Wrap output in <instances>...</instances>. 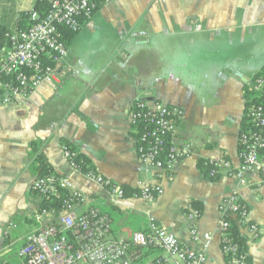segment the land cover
<instances>
[{
	"label": "crops",
	"instance_id": "1",
	"mask_svg": "<svg viewBox=\"0 0 264 264\" xmlns=\"http://www.w3.org/2000/svg\"><path fill=\"white\" fill-rule=\"evenodd\" d=\"M35 1L0 0L1 23L14 28L18 14L31 11ZM174 2L178 10L172 15L156 21L151 15L148 23L118 27L113 34L94 27L95 13L89 23L95 29L88 31L87 24L78 32L56 80L43 83L25 102L0 105V264H23L15 248L34 229L32 216L42 205L32 190L38 154L56 176H71L76 189L110 212L119 238L130 240L154 218L182 245L207 247L208 264H231L221 250V206L235 197L261 234L255 240L244 237L249 264H264L263 176L251 172L245 185L222 175L211 181L198 166L220 158L235 167L242 164L238 139L246 97L264 70V0ZM3 55L0 50V60ZM138 100L178 106L184 113L174 140L191 144L194 153L169 171L147 168L139 159L138 131L128 119ZM63 142L85 156L97 174L127 191L126 199L112 205L107 190L74 173ZM143 185L164 194L153 202L127 196ZM193 201L203 213L191 219Z\"/></svg>",
	"mask_w": 264,
	"mask_h": 264
},
{
	"label": "built area",
	"instance_id": "2",
	"mask_svg": "<svg viewBox=\"0 0 264 264\" xmlns=\"http://www.w3.org/2000/svg\"><path fill=\"white\" fill-rule=\"evenodd\" d=\"M115 0H40L47 3L42 16L37 10L29 13V26L8 35L9 47L3 50L0 60V105L25 102L43 83L57 79V71L66 63L68 50L64 32H80L93 18L96 11ZM260 74V76H259ZM252 83L257 103L250 106L248 116L251 129L240 136L242 165L234 170L226 160L207 162L213 166L211 176L235 178L246 183L247 174L258 171L264 178V70ZM259 76V77H258ZM184 117L176 106L136 101L128 114L131 127L138 132L137 153L142 164L154 170H171L176 161L189 158L193 153L190 144L179 145L174 136L178 121ZM170 139V142L168 141ZM65 158L74 173L108 191L109 203L117 205L126 199V191L97 172L83 173L75 161V152L62 146ZM32 190L44 202H57L59 206L41 207L32 216L34 229L24 236L17 256L23 264H135L141 254L133 251L154 244L163 254L150 264H208L206 249L190 248L177 237L161 228L154 218L149 219L147 232L133 235L129 242L111 237V219L97 204V199L77 190L71 176L38 177ZM164 194L163 189L143 185L133 198L153 202ZM246 206L235 197L226 199L221 206L224 221L223 233L229 228L227 216L236 219L242 237L258 239L260 230L248 218ZM13 228L17 226L12 224ZM193 239L199 235L191 231ZM8 235V232L5 233ZM72 237V238H71ZM210 241V238L206 236ZM221 250L232 256L231 264H249L240 252V245L223 237Z\"/></svg>",
	"mask_w": 264,
	"mask_h": 264
},
{
	"label": "trees",
	"instance_id": "3",
	"mask_svg": "<svg viewBox=\"0 0 264 264\" xmlns=\"http://www.w3.org/2000/svg\"><path fill=\"white\" fill-rule=\"evenodd\" d=\"M47 3L46 2H40V0H36L35 4H34V9L37 10L42 16L45 15L46 11H47ZM97 12V11H96ZM14 28H9L6 25H3V23H1L0 20V50H5L9 47V41H8V35L15 32V31H19V30H25L28 28L29 26V12H21L18 14L17 20L14 23ZM78 32H64V41L67 45V47L69 48L75 38L77 37ZM251 90H249V96H247V100H249L250 95H251ZM254 104H256L258 101L257 99H254ZM258 104V103H257ZM245 122V127L243 128V132L244 131H248L251 129V125ZM144 127L143 125L139 126V131L143 132ZM139 137V135H138ZM170 142V139L168 140ZM62 145H66L68 147H70L69 145H67L65 142L62 143ZM71 152H75L76 156H75V161L78 165H80V168L82 170L83 173H88V172H95L96 170L94 169V166L92 165V163L83 155L79 154V152H77L74 148L70 147ZM240 151H241V147H240ZM264 154V153H263ZM198 166L200 168V170L206 175L207 178H209L211 181H217L218 180V176H211V171L213 170V167H211L210 165H208L206 163L205 160L199 161ZM33 171L35 172V174L38 177H50L54 174L53 169L51 168V166L47 163L46 159L44 158V156L42 154H38L37 155V160L34 163L33 166ZM127 192V191H126ZM139 193V191H135V192H130L128 191V195L127 196H133L134 194ZM237 203L241 206H245L243 205V203H241L240 201H238L236 199ZM59 204H57V202H44L42 203V207H48V206H54L57 207L59 206ZM191 208L193 210H195L199 215H202L203 213V207L199 202H195L193 201L191 203ZM247 208V207H246ZM245 208V209H246ZM111 219V237L113 238V240H117L119 239V235H118V230H114L113 229V218L110 214V212H105ZM227 221H229V228L226 230V233L224 234L225 237L230 238L231 240H233V242L238 243L240 245V252L244 253L245 256H247L248 262L249 261V255H248V249H247V241L244 237L241 236L240 233V229L238 227V224L236 222V220H233L232 218H227ZM148 229H146L144 232H147ZM72 238V237H71ZM129 242V240H127ZM133 251H138L141 254V257L139 260H137L135 262V264H145L147 262V260L149 258H151L152 255H154L155 253H162V250L160 247L151 244L148 247H144V248H136L133 246ZM161 256V255H160ZM159 254L156 258H154L152 262H156L159 258H160ZM229 261V263H231L232 261V256L230 254H226L225 255ZM150 264V263H147Z\"/></svg>",
	"mask_w": 264,
	"mask_h": 264
},
{
	"label": "rangeland",
	"instance_id": "4",
	"mask_svg": "<svg viewBox=\"0 0 264 264\" xmlns=\"http://www.w3.org/2000/svg\"><path fill=\"white\" fill-rule=\"evenodd\" d=\"M177 10H178V6H176V3L174 2V0H115L113 3L104 5L103 7L99 8L97 10L96 21H95L94 27L99 29V30H103L104 32H109V34H113V33H115V30L119 29L118 27H122V28L139 27L142 22L148 23L149 22L148 20L150 19L149 16H151V15L153 16L151 19L156 21L158 19L157 17H161V16L167 17L168 14L171 13V15H172V13L174 11H177ZM30 12L31 11H29V13ZM7 15L10 16L11 12L7 13ZM92 26L93 25L89 24L87 30L91 31L92 29H95ZM259 76H260V74H259ZM251 92L252 93L250 95L249 100L246 99V113H245V118H244V121H246V123H248L250 125H251V119L248 116L249 115L248 111H249L250 106L252 105L254 99H256V94L253 91L252 85H251ZM149 103H155V102L149 101ZM155 104H157V103H155ZM172 106H174V105H172ZM176 107H178V106H176ZM244 132H246V131H244ZM244 132L242 130L241 134ZM241 134L239 135L238 141H240ZM239 146H241L240 142H239ZM240 154H241V151H240ZM223 159H225V158L209 159V160H205V161L207 163L210 161H217V160H223ZM230 163H231L234 170L238 169L242 165L241 164L240 166L235 167L232 164V162H230ZM211 167H213V166H211ZM221 175H222V173L218 172L217 176L219 177ZM245 184H242V185H245ZM247 211H248V209H247ZM189 212H190V218L191 219L200 216L195 210H193L191 208V206L189 207ZM227 218H230V216H227L226 220H227ZM224 219L225 218L223 215V221H224ZM32 228H33V225L31 224V229ZM225 233L226 232L223 233V231H222V239L225 236L224 235ZM240 233H241V231H240ZM222 239H221V242H222ZM17 250H18V247L15 248L16 255H17Z\"/></svg>",
	"mask_w": 264,
	"mask_h": 264
}]
</instances>
